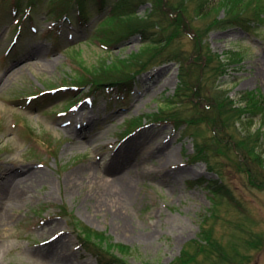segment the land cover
<instances>
[{
  "label": "rangeland",
  "instance_id": "obj_1",
  "mask_svg": "<svg viewBox=\"0 0 264 264\" xmlns=\"http://www.w3.org/2000/svg\"><path fill=\"white\" fill-rule=\"evenodd\" d=\"M116 1L101 8L94 0L86 23L74 9L73 22L60 24L62 8L52 0H39L30 14L27 2L16 13L17 0H0V264H111L107 256L98 258L100 251L82 247L73 217L105 232L110 244L126 246L118 254L125 264H171L184 251L196 256L192 264H218L216 255L194 243L204 244L208 231L224 249L240 253L236 260L242 255V263L264 264L260 117L247 118L242 132L262 134L263 163L242 159L238 166L233 160L241 152L232 147L228 155H210L212 171L206 162L192 161L196 143L189 133L209 141L204 125L194 132L185 125L148 126L123 139L130 122L143 117L145 123L174 96L177 64L154 68L127 89L59 91L85 69L143 48L139 36L116 39L110 47L94 38ZM149 8L141 5L139 14ZM183 41L189 51L191 37ZM208 43L220 55L242 54L221 88L236 101L248 92L264 99V25L213 31ZM215 186L224 189L223 197L214 196Z\"/></svg>",
  "mask_w": 264,
  "mask_h": 264
},
{
  "label": "trees",
  "instance_id": "obj_2",
  "mask_svg": "<svg viewBox=\"0 0 264 264\" xmlns=\"http://www.w3.org/2000/svg\"><path fill=\"white\" fill-rule=\"evenodd\" d=\"M17 1V10L22 9L27 2L24 10L29 13L37 7L39 0ZM92 1L94 0H52L55 6L62 8L57 13V21L73 22L71 14L76 9L82 23H86L93 11ZM107 1L99 0L98 3L103 8ZM146 4H150L151 8L145 16H141L138 8ZM252 24L264 25V0H118L94 30V38L110 47L116 39L120 41L140 36L143 48L110 65L85 69L87 74L74 78L72 87L91 86L93 90L108 87L115 90L122 86L127 89L144 72L175 63L179 67V85L174 96L163 102L158 113L145 117L146 120L149 123H172L176 129L185 125V129L190 132L202 125L206 126L212 133L209 141L200 142L196 137L197 133H189L196 143L192 161L206 162L212 171L216 169L211 163L210 155H228L227 151L232 147L241 152L238 162L233 160L238 166L244 165L242 159L261 165L263 160L259 146L262 134L244 133L242 126L247 118L256 117H260L262 125L264 124V99L254 92H248L243 99L236 101L228 91L222 89V78L231 67L242 63V54L228 51L220 55L208 43L213 31L231 26L250 28ZM187 30L191 34L185 36ZM185 37H191L192 47L189 51L183 49ZM243 101L245 106H242ZM144 120L141 117L130 122L125 135L145 126ZM246 171L250 173L249 169ZM253 182L251 178V183ZM259 188L264 189V178L259 181ZM212 191L217 198L224 196V189L221 187L215 186ZM71 224L84 248L100 251L98 258L107 256L111 264L126 263L118 255L127 252L126 246L110 244L112 241L110 242V237L105 232L93 230L75 217ZM205 235L204 244L201 241L194 242L200 250L216 255L218 264H242V255L241 261L236 260V255L240 256V253L235 255L233 250L224 249L213 238L211 231ZM254 244L257 246L258 242L255 241ZM195 259L196 256L184 251L171 264H192L196 262Z\"/></svg>",
  "mask_w": 264,
  "mask_h": 264
},
{
  "label": "bare ground",
  "instance_id": "obj_3",
  "mask_svg": "<svg viewBox=\"0 0 264 264\" xmlns=\"http://www.w3.org/2000/svg\"><path fill=\"white\" fill-rule=\"evenodd\" d=\"M169 158V156H167L166 157V159H168ZM170 160V159H169ZM123 181H124V183H123V185H125V186H127V190L129 189V187H130V185H131V180L127 177V175H125L124 174V176H123Z\"/></svg>",
  "mask_w": 264,
  "mask_h": 264
}]
</instances>
